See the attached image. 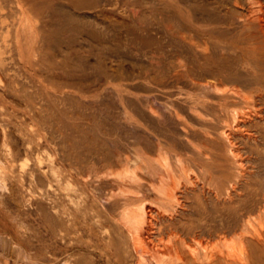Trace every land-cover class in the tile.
Instances as JSON below:
<instances>
[{"label":"rangeland","instance_id":"obj_1","mask_svg":"<svg viewBox=\"0 0 264 264\" xmlns=\"http://www.w3.org/2000/svg\"><path fill=\"white\" fill-rule=\"evenodd\" d=\"M1 2L4 11L14 10L9 20L17 17L19 23L24 17L33 24L42 46L37 65L34 59L33 64L26 62L27 56L15 45L13 49L2 47L1 56L12 62L8 70L0 65V145L7 138L8 148L21 154L16 161L17 177L7 181L8 188L0 187V234L10 241L13 237L15 246L30 248L33 242L38 248L46 238L48 201L37 184L39 177L30 173L37 168L39 156L43 165L49 155L108 156L119 150L153 147L159 137L168 138L189 155L191 145L181 132L176 109L195 120L188 106L191 100L201 93L211 100L240 97L235 89L254 95L264 107V0L261 9L257 0ZM263 114L245 128L255 137L236 141L248 158L247 172L238 178V191L243 195L239 222L244 228L239 227L256 237L264 235ZM201 141L209 144L204 137ZM28 147L32 152L27 153ZM2 157L0 162L5 164L7 159ZM39 176L45 180L43 172ZM29 184L33 194L27 193ZM22 192L25 200L12 199L13 193ZM190 199L189 211L177 218V224L196 227L205 221L218 228L230 224L232 213L226 204L204 196L200 188L190 193ZM6 241L1 240L0 247ZM259 249L255 259L264 264V244ZM14 256L19 264L26 263L23 254Z\"/></svg>","mask_w":264,"mask_h":264},{"label":"bare ground","instance_id":"obj_2","mask_svg":"<svg viewBox=\"0 0 264 264\" xmlns=\"http://www.w3.org/2000/svg\"><path fill=\"white\" fill-rule=\"evenodd\" d=\"M257 2L261 9L262 0ZM13 11H4L0 0V65L6 70L12 61L1 56L3 46L13 49L15 45L24 58L27 56L26 62L34 59V65L41 63L42 46L33 24L24 17L17 23L16 14L15 19L9 20L8 14ZM261 19L259 12L257 20ZM13 80L16 81L14 76ZM234 91L240 97L225 95L211 100L206 93L194 101L189 97L193 104L188 106L195 120L190 121L175 110L181 132L191 145L189 155L168 138L159 137L153 147L119 150L108 156L49 155L45 165L39 156L37 168H31L30 173L39 177L37 184L48 201L44 213L46 238L38 248L33 242L30 248H22L13 245V237L10 241L0 234V241L7 240V245L0 247V264H17L19 259L11 258L14 254L18 258L23 254L24 264H258L255 251L264 244V235L256 231L260 234L256 237L247 228L239 227L244 225L239 222L238 205L243 195L238 191V178L246 174L248 158L236 141L255 137L245 128L256 123L257 117L262 118L264 107L258 105L254 95L240 89ZM243 130L250 133L244 134ZM202 137L209 144L201 141ZM7 141L3 140L5 148L0 145V158L5 155L7 159L5 164L0 162L1 189L8 188L7 181L17 177L16 161L21 154L18 149L8 148ZM31 150L28 147L27 153ZM38 171L43 172L45 180ZM229 172H234V177ZM198 188L204 196L227 205L232 213L229 225L219 224L218 228V224L209 226L205 221L196 227L176 223L179 216L189 211L190 193ZM29 191L33 194L30 184ZM12 197L25 200L26 194L13 193Z\"/></svg>","mask_w":264,"mask_h":264}]
</instances>
